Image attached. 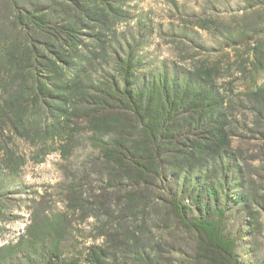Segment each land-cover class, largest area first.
Listing matches in <instances>:
<instances>
[{
	"label": "rangeland",
	"instance_id": "rangeland-1",
	"mask_svg": "<svg viewBox=\"0 0 264 264\" xmlns=\"http://www.w3.org/2000/svg\"><path fill=\"white\" fill-rule=\"evenodd\" d=\"M14 3L78 25L71 33L35 30L25 18L21 28ZM128 51L140 59L141 77L165 67L220 94L227 132L206 152L229 153L228 181L218 166L200 180L201 192L216 185L220 197H233L241 210L235 228L245 232L240 253L247 264H264V0H0V247L24 233L32 210H69L74 251L102 258V248L125 260L127 244H137L190 264L192 234L168 224L154 190L126 186L93 139L118 117L83 95L113 84ZM193 151L196 164L210 158Z\"/></svg>",
	"mask_w": 264,
	"mask_h": 264
},
{
	"label": "trees",
	"instance_id": "trees-1",
	"mask_svg": "<svg viewBox=\"0 0 264 264\" xmlns=\"http://www.w3.org/2000/svg\"><path fill=\"white\" fill-rule=\"evenodd\" d=\"M14 6L15 20L21 28L26 26L25 18L35 30L56 26L71 33L78 25L74 18H53L42 8ZM132 48L131 43L127 44V50ZM130 52L116 61L118 77L113 84L94 88L98 90L96 96L87 92L83 95V101L91 103L96 111L117 113L118 117L117 122L114 120L116 127H110L103 139L93 137L94 142L101 147L103 158L122 170L129 182L126 186L134 191L154 190L152 202L162 203L168 224L192 234L190 264H247L240 253L245 232L235 228L241 210L232 204L230 194L220 197L216 185L203 194L201 190L206 191V187L199 183L218 166L223 167L228 181V165L223 166V159L229 153L224 150L213 157L206 152L211 150L210 143L218 145L227 132V109L220 94L200 78L171 73L165 67L150 69L141 77L137 74L140 59ZM35 97L43 101L44 91L40 89ZM19 101L21 98H15L11 105ZM4 122L0 120V125ZM203 140L207 143L202 148ZM194 149L210 158L203 165L196 164ZM241 201L248 204L247 198ZM71 227L69 210H32L24 233L15 242L0 247V264H105L103 258L111 264H128L129 260L132 264H179L171 254L160 251L158 257H153L137 244H127L125 260L119 259L118 252L106 253L102 248V258L90 254L92 249L86 254L74 251L75 247H67ZM69 249L74 253L68 254Z\"/></svg>",
	"mask_w": 264,
	"mask_h": 264
}]
</instances>
